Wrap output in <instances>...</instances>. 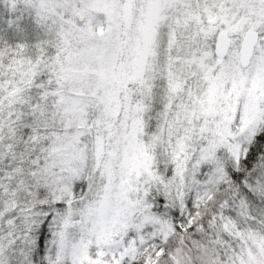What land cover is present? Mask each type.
I'll use <instances>...</instances> for the list:
<instances>
[{
    "label": "snow or ice",
    "instance_id": "obj_1",
    "mask_svg": "<svg viewBox=\"0 0 264 264\" xmlns=\"http://www.w3.org/2000/svg\"><path fill=\"white\" fill-rule=\"evenodd\" d=\"M0 264H264V0H0Z\"/></svg>",
    "mask_w": 264,
    "mask_h": 264
}]
</instances>
